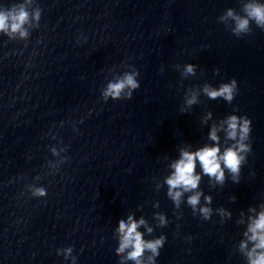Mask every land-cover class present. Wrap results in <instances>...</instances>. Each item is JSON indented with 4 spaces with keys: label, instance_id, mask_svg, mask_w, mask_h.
I'll return each instance as SVG.
<instances>
[{
    "label": "clouds",
    "instance_id": "1",
    "mask_svg": "<svg viewBox=\"0 0 264 264\" xmlns=\"http://www.w3.org/2000/svg\"><path fill=\"white\" fill-rule=\"evenodd\" d=\"M246 15L244 17L236 16L232 10H229L227 15L235 20V28L233 32L237 35L249 31V22L255 21L256 25L264 29V3L253 2L244 6ZM29 13L25 7L21 5L19 9H12L11 11H0V32H19L21 37L27 35L23 26L28 22ZM35 19L39 18V13L35 14ZM188 73L193 72V67L188 65L186 68ZM137 72L126 73L122 78L116 82H110L103 92L105 100L111 97L113 100H130L133 92L140 87L136 79ZM236 81L233 80L231 84H223L218 90L210 87H205L204 92L211 98L216 99L223 97L228 102L233 100ZM196 102L195 95L187 100V104L192 105ZM228 128V138L236 140V144L232 147L226 148L221 153L218 146V137L216 128L213 127L210 133V139L217 141L215 146H205L196 151H181L180 158L171 164L173 169L172 174L166 179L168 185V196L177 204L180 203L181 196L185 192H192L196 190L199 185L201 176L196 173L197 162L203 173L210 178H214L217 183L223 184L225 182V169L231 174L232 180L239 182L241 165L245 163V155L251 151L250 145L244 143L247 140L250 132L251 121L247 117L230 116L226 121ZM37 195H45L43 189L36 190ZM202 193L195 191L193 195L188 197L187 203L196 209L199 204ZM208 203H211V198H205ZM211 209L208 207H201L200 212L205 219L211 215ZM161 223H165L163 216L160 217ZM143 219L139 221L128 218L127 222L121 220L119 222L120 242L118 253L127 251V259L133 260L136 264H142V257L145 251H149L152 255L149 257L151 264H155L156 258L160 255L159 250L164 246L166 238L161 236L158 239L146 241L143 234L138 231L141 225H144ZM152 231L151 228L148 229ZM248 231L251 235L249 240L254 242L253 248L247 253L249 264H264V211H262L258 218L254 219L249 225ZM247 235V233H246ZM246 243L241 244V248H246ZM71 253V249L67 250Z\"/></svg>",
    "mask_w": 264,
    "mask_h": 264
}]
</instances>
